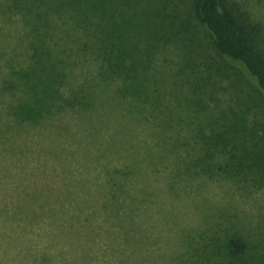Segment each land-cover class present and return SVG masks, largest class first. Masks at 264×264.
<instances>
[{
	"label": "trees",
	"instance_id": "obj_1",
	"mask_svg": "<svg viewBox=\"0 0 264 264\" xmlns=\"http://www.w3.org/2000/svg\"><path fill=\"white\" fill-rule=\"evenodd\" d=\"M0 21L15 37L0 46L2 144L62 112L110 123L106 147L118 154L124 143L125 162L104 155L97 200L125 247L155 194L137 198L147 170L168 194L196 179L264 186V64L225 0H0ZM180 229L170 264H264V228L235 209L206 206Z\"/></svg>",
	"mask_w": 264,
	"mask_h": 264
},
{
	"label": "rangeland",
	"instance_id": "obj_2",
	"mask_svg": "<svg viewBox=\"0 0 264 264\" xmlns=\"http://www.w3.org/2000/svg\"><path fill=\"white\" fill-rule=\"evenodd\" d=\"M225 3L264 64V0ZM4 31L0 46L8 49L15 37L10 40ZM99 125L62 112L52 125H24L15 146L0 140V264H38L43 253L50 264H170L177 236L185 232L181 226H194L206 206L235 209L245 223L264 228V186L242 192L225 180L196 179L180 181L185 191L168 194L161 174L147 170L141 181L146 187H137V198L148 189L155 194L141 205L132 229L135 243L125 247L114 217H103L96 189L104 155L110 165L123 164L124 143L112 153L114 148L106 146L113 129L108 122ZM132 135L134 140L146 137L139 131Z\"/></svg>",
	"mask_w": 264,
	"mask_h": 264
}]
</instances>
